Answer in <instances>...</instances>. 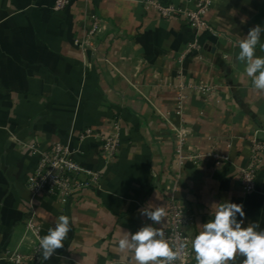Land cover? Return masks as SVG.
<instances>
[{
	"label": "crops",
	"instance_id": "0c3cea01",
	"mask_svg": "<svg viewBox=\"0 0 264 264\" xmlns=\"http://www.w3.org/2000/svg\"><path fill=\"white\" fill-rule=\"evenodd\" d=\"M55 1L0 0V264H13L8 255L27 254L38 242L26 228L31 216L52 227L60 215L70 218V231L44 264H136L119 239L152 224L139 212L149 203L165 210L153 225L165 228L171 197L192 214V239L210 219L211 204L223 199L243 205L245 226L264 229V149L256 190L245 193L240 183L252 142L264 144V91L253 88L237 59L264 0H210L204 20L211 31L199 35L140 0H72L58 12ZM158 1L195 9L197 0ZM95 19L99 29L87 38ZM85 39L81 48L76 41ZM194 40L200 50L188 51ZM255 54L264 50L257 45ZM181 80L216 90L209 98L188 91L177 116ZM116 120L121 146L114 157H104L94 138L80 143L88 128L112 135ZM182 129L184 150L226 159L178 169ZM56 142L79 150L84 167L103 170L101 184L66 201L34 197L27 181L38 155L28 146L44 150Z\"/></svg>",
	"mask_w": 264,
	"mask_h": 264
},
{
	"label": "built area",
	"instance_id": "2783aa9c",
	"mask_svg": "<svg viewBox=\"0 0 264 264\" xmlns=\"http://www.w3.org/2000/svg\"><path fill=\"white\" fill-rule=\"evenodd\" d=\"M71 1L56 0L53 10L57 12L63 11L71 4ZM140 1L146 8L154 9L162 18H180L184 20L197 35L205 31H211V28L204 20L205 15L211 9L210 0H197L195 2V9L174 5L164 6L158 0ZM98 29L99 22L95 19L91 29L88 31L87 38L94 37ZM76 43L81 48H85L87 46V39L81 42L76 41ZM189 50H200L197 40H194L189 45ZM188 51L180 57V61L184 59ZM179 75L182 78V73H179ZM175 87L178 90V105L175 112L177 116H181L182 114L183 104L187 98L186 93L188 91H194L205 98H209L216 90L211 84L185 83L182 80ZM114 127L115 132L112 135L100 134L91 128L85 129L80 134V143L94 138L100 144L102 155L107 158H112L118 153L121 146L120 128L117 120L114 122ZM185 137L186 133L184 129L176 133V141L178 142L180 152L176 159L178 169H182L186 163L200 166L209 158L216 161L217 164L226 159L217 154H204L184 150ZM28 148L38 155L36 168L27 181L28 189L34 197L46 194L66 201L83 190L99 186L103 180V170H92L81 165L75 158V155L80 153V151L73 150L64 143L56 142L44 150H41L35 144L28 146ZM263 149L264 144L258 140H254L252 142L248 165L240 169V183L245 193H251L256 190V177L263 166ZM178 178H181V176L179 175ZM168 190L174 192L176 190L175 185L172 188H168ZM192 221L193 216L186 207L174 197H171L168 202V225L160 230L164 232V237L169 244L179 253L178 259L174 261V264H191L194 260L195 254L191 249L192 238L188 231ZM26 228L38 239V242L34 245L31 252L27 254L15 252L8 255L7 260L13 264H37L41 262V255L37 252L42 229L41 224L36 220L35 216H31L27 220Z\"/></svg>",
	"mask_w": 264,
	"mask_h": 264
},
{
	"label": "clouds",
	"instance_id": "9594fccd",
	"mask_svg": "<svg viewBox=\"0 0 264 264\" xmlns=\"http://www.w3.org/2000/svg\"><path fill=\"white\" fill-rule=\"evenodd\" d=\"M262 34L264 25L252 27L246 37L238 42L237 59L244 65L253 88L264 91V56L255 54L257 45L264 50ZM139 212L152 224H145L135 232H125L118 241V248L131 251L136 264H174L178 251L165 239L164 232L153 226L162 223L165 210L153 208L149 203ZM209 215L210 219L201 225L191 241L196 264H231L237 256L243 258L241 264H264V229H259L255 223L245 226L246 214L242 204L229 199L213 202ZM69 231L70 218L60 215L55 219L54 226L48 229L47 235L40 236L37 252L41 255V264L64 246Z\"/></svg>",
	"mask_w": 264,
	"mask_h": 264
},
{
	"label": "trees",
	"instance_id": "16d2710c",
	"mask_svg": "<svg viewBox=\"0 0 264 264\" xmlns=\"http://www.w3.org/2000/svg\"><path fill=\"white\" fill-rule=\"evenodd\" d=\"M162 4V3H161ZM164 6H168L166 4H163ZM257 21L259 23V25H264V2H263V5H262V8H261V11L257 17Z\"/></svg>",
	"mask_w": 264,
	"mask_h": 264
},
{
	"label": "water",
	"instance_id": "95a60500",
	"mask_svg": "<svg viewBox=\"0 0 264 264\" xmlns=\"http://www.w3.org/2000/svg\"><path fill=\"white\" fill-rule=\"evenodd\" d=\"M88 54H90V52H88ZM49 228H50L49 226L44 225L41 229L40 236L43 237V236L47 235Z\"/></svg>",
	"mask_w": 264,
	"mask_h": 264
}]
</instances>
